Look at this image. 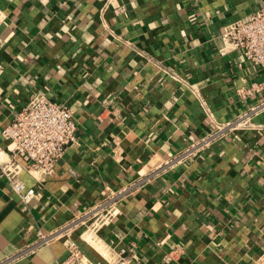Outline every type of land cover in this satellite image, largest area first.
Here are the masks:
<instances>
[{"label":"crops","instance_id":"1","mask_svg":"<svg viewBox=\"0 0 264 264\" xmlns=\"http://www.w3.org/2000/svg\"><path fill=\"white\" fill-rule=\"evenodd\" d=\"M264 0H0L1 130L42 90L76 141L28 199L0 177V259L56 264V233L104 193L148 176L99 235L137 264H264V89L221 38ZM248 113L245 121L240 118ZM222 134L209 137L219 127ZM90 257H101L71 234Z\"/></svg>","mask_w":264,"mask_h":264},{"label":"built area","instance_id":"2","mask_svg":"<svg viewBox=\"0 0 264 264\" xmlns=\"http://www.w3.org/2000/svg\"><path fill=\"white\" fill-rule=\"evenodd\" d=\"M220 36L231 47L239 48L246 60L260 68L262 80L252 84V88L264 89V1L250 13L247 20H234L225 24ZM259 106H264V102L251 110ZM247 117L248 113L240 121H245ZM231 125L219 127L209 137L222 134ZM1 134L7 140L8 156L0 158V177H4L9 189L24 200L29 198L34 189L25 184L23 173L27 172L36 179L53 173L57 160L77 138L71 107L65 102L49 98L42 90L29 94L26 104L2 128ZM147 179L148 176L104 193L97 201L71 217L56 233L37 231L35 239L22 253H31L47 244L55 235L61 234L66 235L67 254L56 264H137L136 253L126 255L123 248L114 252V247L101 238L99 233L121 213L122 201ZM75 231H78L82 241L97 252L101 261L93 259L80 248L71 237ZM11 260V257L2 258L0 264H7Z\"/></svg>","mask_w":264,"mask_h":264}]
</instances>
